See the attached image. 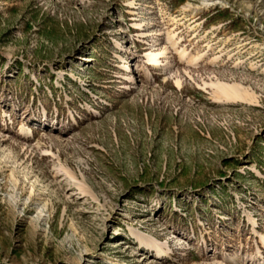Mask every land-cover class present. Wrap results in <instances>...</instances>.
<instances>
[{
    "label": "rangeland",
    "instance_id": "374dc122",
    "mask_svg": "<svg viewBox=\"0 0 264 264\" xmlns=\"http://www.w3.org/2000/svg\"><path fill=\"white\" fill-rule=\"evenodd\" d=\"M0 264H264V0H0Z\"/></svg>",
    "mask_w": 264,
    "mask_h": 264
},
{
    "label": "bare ground",
    "instance_id": "6f19581e",
    "mask_svg": "<svg viewBox=\"0 0 264 264\" xmlns=\"http://www.w3.org/2000/svg\"><path fill=\"white\" fill-rule=\"evenodd\" d=\"M164 53H165V51H160V52H157V53H153L152 52L150 57H149V63L152 64V65L159 64L161 62V58L164 55ZM221 90L225 94H232V93L235 92V90L232 87H221ZM155 245H157V244H155ZM168 249L167 248L163 249V248L159 247L158 248V252L167 253Z\"/></svg>",
    "mask_w": 264,
    "mask_h": 264
}]
</instances>
